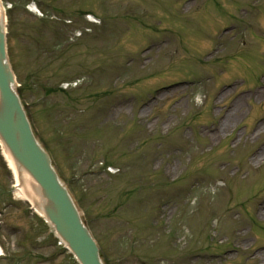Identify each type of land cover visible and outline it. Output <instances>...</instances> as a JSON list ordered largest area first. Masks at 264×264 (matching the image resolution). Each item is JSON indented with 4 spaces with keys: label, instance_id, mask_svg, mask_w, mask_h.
I'll list each match as a JSON object with an SVG mask.
<instances>
[{
    "label": "rangeland",
    "instance_id": "1",
    "mask_svg": "<svg viewBox=\"0 0 264 264\" xmlns=\"http://www.w3.org/2000/svg\"><path fill=\"white\" fill-rule=\"evenodd\" d=\"M4 1L33 124L107 262L264 264V215L253 213L264 164L250 162L264 142V128L255 133L264 90L251 96L264 86V0H33L42 18L26 11L32 0ZM228 23L242 28L239 39ZM153 88L156 101L139 104ZM246 95L210 133L219 107ZM5 166L0 155V264H74L53 258L52 230L16 200Z\"/></svg>",
    "mask_w": 264,
    "mask_h": 264
},
{
    "label": "water",
    "instance_id": "2",
    "mask_svg": "<svg viewBox=\"0 0 264 264\" xmlns=\"http://www.w3.org/2000/svg\"><path fill=\"white\" fill-rule=\"evenodd\" d=\"M12 84L13 76L5 62L0 24V139L18 172L34 182L37 206L60 239L81 264H102L97 247L60 183L49 157L35 140Z\"/></svg>",
    "mask_w": 264,
    "mask_h": 264
},
{
    "label": "bare ground",
    "instance_id": "3",
    "mask_svg": "<svg viewBox=\"0 0 264 264\" xmlns=\"http://www.w3.org/2000/svg\"><path fill=\"white\" fill-rule=\"evenodd\" d=\"M233 118H235V113H230L228 115V117L225 119L224 124L228 125V123L230 121H232ZM2 154L4 156V159H5L8 167L12 170L14 177L18 178V176L15 173V166L13 165L12 160L9 157V154H5V152H2ZM262 156H264V149H262L254 158L257 161V160H260L262 158ZM16 183H17L16 188L18 191L16 193L17 197L21 200L27 201L32 206L33 210L35 212L39 213L36 209V206H34V204L37 200V197L33 196L34 192L36 191V188L34 186L33 181L28 176H26V177L24 176V177L19 178V180L16 179ZM259 210H260L262 217H263V215H264V203L261 204ZM263 255H264V253H263Z\"/></svg>",
    "mask_w": 264,
    "mask_h": 264
}]
</instances>
